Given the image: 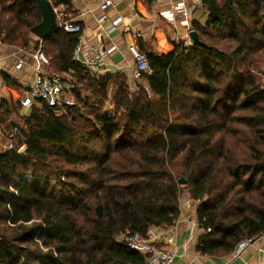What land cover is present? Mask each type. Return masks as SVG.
Returning <instances> with one entry per match:
<instances>
[{
    "label": "trees",
    "instance_id": "obj_1",
    "mask_svg": "<svg viewBox=\"0 0 264 264\" xmlns=\"http://www.w3.org/2000/svg\"><path fill=\"white\" fill-rule=\"evenodd\" d=\"M201 1L207 20L193 25L199 40L145 52L150 73L134 90L122 73L95 76L72 60L79 33L57 28L43 40L55 47L52 69L90 95L74 89L77 103L63 115L34 106L22 125L9 123L17 131L13 147L0 152V264H146L122 237L175 225L177 175L198 202L201 255H229L264 235V182H256L264 177V86L250 70L239 73L251 52L264 50V0ZM41 21L34 0H0V42L28 46ZM219 41L235 47L220 49ZM109 101L110 114L103 112ZM18 105L2 101L0 115ZM233 124L248 134L239 138ZM93 142L103 155L88 147ZM51 182L72 194L89 191L93 205H74Z\"/></svg>",
    "mask_w": 264,
    "mask_h": 264
},
{
    "label": "crops",
    "instance_id": "obj_2",
    "mask_svg": "<svg viewBox=\"0 0 264 264\" xmlns=\"http://www.w3.org/2000/svg\"><path fill=\"white\" fill-rule=\"evenodd\" d=\"M49 1L54 4V0ZM66 1V4L53 5L56 12L57 28L63 22L79 25L81 31L77 44L81 45L80 58L82 60L89 58L92 49L104 52L102 67L104 71L101 76L122 73L127 78L128 86L133 90L137 85L130 83V75L133 70V58L129 53L130 46L136 45L143 52H153L159 55L172 51L175 45L182 44L184 47L193 45L194 41L189 37L190 32L181 26L178 20L171 23L161 16L162 11L169 9V3L164 0H110L111 5L106 10H102L100 7L105 0ZM184 1L191 11V31H196L193 25H204L207 20V11L201 0ZM219 3L223 4L224 1L219 0ZM116 22L118 23L116 24ZM177 35L180 37L179 41L176 40ZM17 49H24L26 52L15 56ZM33 50L34 46L32 45L14 49L11 45L0 42V105L2 101L9 103L10 100L12 102L9 104H13L15 108L18 104L20 105L25 86L31 79L32 59L30 54ZM18 59L24 61V67L21 70L15 69ZM47 70L63 80L61 75H67L55 73L50 63ZM4 73L16 80L18 87L7 85L2 77ZM262 82L264 83V78ZM140 83H144V81L141 80ZM64 84L68 90L66 81ZM18 89L23 90L22 94L16 93ZM16 94L17 99L14 98ZM19 105L17 112H20V117L28 115L31 109H23ZM6 116L8 115L1 112L0 119L6 118ZM0 127V152H2L9 149V145L12 143L10 133L13 128L8 127L7 131H10L8 134L5 133V138L3 133L6 130L2 125ZM186 201L180 205V216L174 226L153 227L168 236L171 233L174 235L173 243H161L162 246L175 251L178 255L171 264H264V235L254 240L252 245L239 256H234L233 253L217 256L201 255L196 250V245L202 230L199 227L196 209L194 210V206L188 200Z\"/></svg>",
    "mask_w": 264,
    "mask_h": 264
},
{
    "label": "built area",
    "instance_id": "obj_3",
    "mask_svg": "<svg viewBox=\"0 0 264 264\" xmlns=\"http://www.w3.org/2000/svg\"><path fill=\"white\" fill-rule=\"evenodd\" d=\"M164 1L169 3V9L162 11L161 16L171 23H175L178 20L181 26L191 32V11L186 5V2L184 0ZM110 5L111 1L105 0L101 3L100 7L102 10H106ZM59 28L69 33H79L81 31L79 25L69 22H63ZM179 38L177 35L176 40L179 41ZM24 52H26L24 49H17L14 55L16 56ZM80 53L81 45L77 44L74 47L72 59L75 62L81 63L92 75L101 76L104 71L102 67L105 53L98 49H92L89 58L84 60L80 58ZM129 53L133 58V70L130 75V83L138 85L142 80L143 74L150 73V66L145 52L141 51L136 45L129 47ZM30 57L32 59L31 79L26 84L24 95L20 99L21 108L32 109L34 106L40 107L45 105L50 109H54L56 112L63 113L65 106L73 104L68 96V90L64 84L65 81L61 77L49 73L47 68L50 61L40 47L34 49ZM23 67L24 61L18 59L15 64V69L21 70ZM16 131L17 129H14L10 133V138H13ZM12 147L11 143L9 149ZM196 203L198 202L196 201ZM123 238L125 244L131 250L145 256L146 264H171L178 256L175 251H171L161 245L162 242L173 243V233L168 236L166 233L158 232L152 227L147 230L144 236L138 233H127ZM252 243L253 240L250 239L240 241L234 249L235 256L241 255Z\"/></svg>",
    "mask_w": 264,
    "mask_h": 264
},
{
    "label": "rangeland",
    "instance_id": "obj_4",
    "mask_svg": "<svg viewBox=\"0 0 264 264\" xmlns=\"http://www.w3.org/2000/svg\"><path fill=\"white\" fill-rule=\"evenodd\" d=\"M27 37H29V41H30V43H29L28 46H30V45L34 46V49L40 47L44 51V53L46 54V56L48 57V59H50V62H52L51 59L53 57V54H54V51H55V47L51 43H49V42H45L44 43L43 41L39 40L31 32L28 34ZM206 41H209V40L206 39ZM211 42H213V41H211ZM217 43H218L217 44L218 48H220V49L221 48H225L227 51H231L235 47L234 43L231 42V41H219ZM11 46L14 49H16V48H25V47H23L21 45H11ZM28 46H26V47H28ZM246 70L247 71L250 70L253 73V75L256 77L257 81L262 86H264V83L262 82L263 81V78H264V50H262V51H256V50H254L253 52H251L249 54V56L247 57L246 66L242 67L239 70V73L240 72H243V71H246ZM53 71L55 73H57V71H55L54 68H53ZM61 76L64 78V80L66 81V83L68 85V96L71 99V101L73 102V104H76L77 103V97L75 95L74 89L77 90V91H79V93L81 94L82 97L90 95V93L88 92V90H86V86H83L82 84L78 83L71 75H61ZM22 92H23V90L18 89L16 93L18 95H20V94H22ZM17 94L14 95V98L15 99H17V97H18ZM10 102H12V100H10ZM10 105H11V107L13 109H15V106L13 104H10ZM113 109H114V106L109 101L108 104H106L104 106L103 112H107V113L110 114V113H112V110ZM63 114L64 113H62V115ZM59 115H61V114H59ZM245 116H247V113L245 114ZM0 118H1V115H0ZM11 120H13L14 122H17L19 125H22V119L20 117V112H12V114L6 116V118L3 117L2 119H0V121H1L0 125H2L4 127V129L6 130V131H4L2 129V131H4V133H3L4 135H5V133L8 134L9 131H10V130L9 131H7V130L9 129L8 128V125H9V122ZM233 129L237 132L239 138H241L242 136H245V133L248 134L245 126L242 125V124H238V125L233 124ZM0 130H1V127H0ZM4 137L6 138V135ZM227 139H228V141H230L229 138H227ZM88 145H89L88 147L91 148L93 151H95V152L103 155V149L101 148V146L96 145L94 142L93 143H89ZM102 145H104V144H102ZM22 146H20V147H22ZM105 153H106V151H105ZM129 154L130 153L128 152L127 155H129ZM114 155H115V152H113V154L111 155V157H113ZM129 157H132V156L129 155ZM119 161L120 160H118V162ZM184 163H185V160L184 159H181V160L177 161L175 163L174 172H176L175 170H177V168H179V167L181 168V166ZM120 165H122V164H120ZM75 168L76 167H73L71 169H75ZM80 170L83 171V172H86L87 171V167L80 168ZM30 171L31 170L29 169L27 172H30ZM30 174H36L37 176H40L42 174V172L37 171L36 173H30ZM30 176H33V175H30ZM176 179H177V184H178V186H179V188L181 190L179 204L182 205L186 200H188L189 203L194 206V210L195 209L197 210L198 204L196 203V201H193L191 199L190 192H189L190 188L187 186V184H179L178 183V181L180 179H184L185 181H187L186 178L184 176H178L177 175L176 176ZM256 182L257 183L264 182V177L257 178V181ZM70 183H75V182L72 181V180H70ZM50 187L55 188L56 189V192L59 193V194H63V195L66 194V195H68V197L72 198L73 202H76L74 204L76 206L80 204L79 201L82 200V199L83 200L84 199H89L90 205L91 206L93 205V197H91V193L89 191H87V190L84 191V188H82L83 191H84L83 193L79 191L77 194H72L71 192H69L68 188L58 187L56 185V183H54V182H51L50 183ZM196 210H195V212H196ZM233 255L235 256L234 251H233ZM25 264H33V263L30 262V261H28V262L26 261Z\"/></svg>",
    "mask_w": 264,
    "mask_h": 264
},
{
    "label": "water",
    "instance_id": "obj_5",
    "mask_svg": "<svg viewBox=\"0 0 264 264\" xmlns=\"http://www.w3.org/2000/svg\"><path fill=\"white\" fill-rule=\"evenodd\" d=\"M34 2L42 15V21L33 27L31 32L39 40L43 41L57 29L56 12L53 4L49 0H34ZM189 37L194 42L199 40L198 33L194 30L189 33ZM25 151L26 146L23 145L18 152L20 154H24ZM178 183L186 184V181L184 179H180Z\"/></svg>",
    "mask_w": 264,
    "mask_h": 264
}]
</instances>
